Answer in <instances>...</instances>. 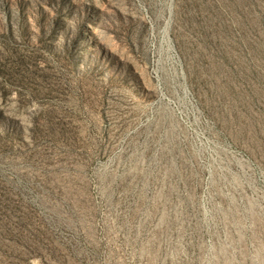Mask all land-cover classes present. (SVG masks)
<instances>
[{
  "label": "rangeland",
  "instance_id": "1",
  "mask_svg": "<svg viewBox=\"0 0 264 264\" xmlns=\"http://www.w3.org/2000/svg\"><path fill=\"white\" fill-rule=\"evenodd\" d=\"M0 264H264V0H0Z\"/></svg>",
  "mask_w": 264,
  "mask_h": 264
}]
</instances>
